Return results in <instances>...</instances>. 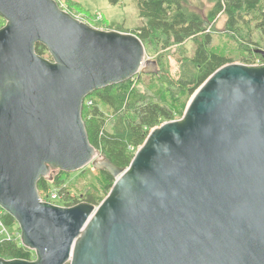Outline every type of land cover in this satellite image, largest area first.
Listing matches in <instances>:
<instances>
[{"label":"water","instance_id":"obj_1","mask_svg":"<svg viewBox=\"0 0 264 264\" xmlns=\"http://www.w3.org/2000/svg\"><path fill=\"white\" fill-rule=\"evenodd\" d=\"M0 16V207L36 254L0 264H264V64L217 70L119 168L83 110L99 89L159 73L143 42L56 0H0ZM89 166L115 179L100 205L42 200L41 179Z\"/></svg>","mask_w":264,"mask_h":264},{"label":"trees","instance_id":"obj_2","mask_svg":"<svg viewBox=\"0 0 264 264\" xmlns=\"http://www.w3.org/2000/svg\"><path fill=\"white\" fill-rule=\"evenodd\" d=\"M56 1L63 10L76 16L72 8H63L60 0ZM107 1L116 6L124 0ZM132 1L137 5L142 25L128 33L136 35L146 49L169 52L178 47L186 53L185 45L192 42L194 52L179 59L180 74L176 79L166 70V57L160 55L157 59L160 73L149 75L153 77L149 94L138 88L139 78L145 75L140 74L136 76L138 81L135 77L123 84L99 89L86 99L83 120L90 143L119 168L130 166L154 128L181 119L191 97L217 70L238 60L248 66L258 62L264 64L261 53L264 52V0H209L212 5L206 10L191 6L188 0ZM222 15L226 16L222 36L234 49L229 45L216 47L213 44ZM79 19L92 26L85 19ZM4 25L5 20L0 16V28ZM35 48L39 56L51 59L44 45L39 43ZM155 80L159 81L157 85H154ZM72 175L94 176L84 194L70 192L68 183ZM114 183L115 179L107 170L96 172L88 168L77 173L58 171L52 181L41 179L38 189L45 201H51V193L57 192L60 199L51 202L58 206L73 207L85 202L98 206ZM0 211L11 233L7 237L0 232V258L35 261V252L21 243L16 220L1 207Z\"/></svg>","mask_w":264,"mask_h":264},{"label":"rangeland","instance_id":"obj_3","mask_svg":"<svg viewBox=\"0 0 264 264\" xmlns=\"http://www.w3.org/2000/svg\"><path fill=\"white\" fill-rule=\"evenodd\" d=\"M63 8H72V12L79 18H83L86 21L90 22L92 26L97 29L107 30L111 28L112 30L120 29L121 32H132L142 25L140 19L139 10L137 5L132 0H124L119 5H111L107 0H60ZM71 2V3H70ZM189 4L195 8L206 10L211 7L212 2L209 0H188ZM76 3V5H75ZM226 23V16L222 15L218 20L216 27V35L213 40V44L216 47H222L224 45H229L234 49L233 45L228 44L222 36ZM147 59L157 60L160 55H164L167 60V72L169 71L170 76L177 78L180 74V63L179 59L184 56H191L194 52V45L192 42H188L185 45L186 53L178 47H173L169 52H157L156 49H146ZM260 62H258L259 65ZM235 64H243L241 61H236ZM160 73V67H159ZM150 74H145L141 76V82L138 84V88L144 92L148 93V88L152 81L153 77L149 76ZM140 76V74L138 75ZM137 81H138V77ZM157 85L159 81L155 80ZM106 109V108H105ZM95 171L93 167L89 166L86 169ZM97 172V171H96ZM77 173V172H76ZM93 175H72L68 185L71 187L70 192L72 194H84L87 188L90 186L91 181L93 180ZM19 226V225H18Z\"/></svg>","mask_w":264,"mask_h":264},{"label":"built area","instance_id":"obj_4","mask_svg":"<svg viewBox=\"0 0 264 264\" xmlns=\"http://www.w3.org/2000/svg\"><path fill=\"white\" fill-rule=\"evenodd\" d=\"M88 105H90V103H88ZM58 199H60V196H59V194L57 193V192H52L51 193V197H50V200L51 201H55V200H58ZM43 200V199H42ZM43 201H45V200H43ZM51 201H46V202H50V203H52V204H54L53 202H51ZM55 205H57V204H55ZM3 212L2 211H0V232L2 233V234H4V235H6L7 237H10V231L5 227V225H4V222H3V219H2V214Z\"/></svg>","mask_w":264,"mask_h":264}]
</instances>
